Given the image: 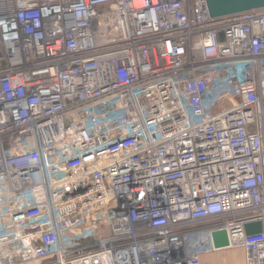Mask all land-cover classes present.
Masks as SVG:
<instances>
[{
  "label": "built area",
  "instance_id": "2783aa9c",
  "mask_svg": "<svg viewBox=\"0 0 264 264\" xmlns=\"http://www.w3.org/2000/svg\"><path fill=\"white\" fill-rule=\"evenodd\" d=\"M218 230L264 264V9L0 0V264H199Z\"/></svg>",
  "mask_w": 264,
  "mask_h": 264
},
{
  "label": "water",
  "instance_id": "95a60500",
  "mask_svg": "<svg viewBox=\"0 0 264 264\" xmlns=\"http://www.w3.org/2000/svg\"><path fill=\"white\" fill-rule=\"evenodd\" d=\"M208 13L212 18H220L238 13L264 9V0H205ZM259 221L247 223L244 230L247 235L259 234L261 232ZM212 244L215 249L228 246V239L224 230L211 233Z\"/></svg>",
  "mask_w": 264,
  "mask_h": 264
},
{
  "label": "crops",
  "instance_id": "0c3cea01",
  "mask_svg": "<svg viewBox=\"0 0 264 264\" xmlns=\"http://www.w3.org/2000/svg\"><path fill=\"white\" fill-rule=\"evenodd\" d=\"M199 264H245V255L239 248H217L201 252Z\"/></svg>",
  "mask_w": 264,
  "mask_h": 264
}]
</instances>
